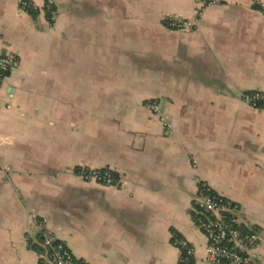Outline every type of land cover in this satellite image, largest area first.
<instances>
[{
	"label": "crops",
	"instance_id": "obj_1",
	"mask_svg": "<svg viewBox=\"0 0 264 264\" xmlns=\"http://www.w3.org/2000/svg\"><path fill=\"white\" fill-rule=\"evenodd\" d=\"M21 1L0 0V59L19 62L0 88V264H39L42 230L87 264H179L176 241L205 264L200 184L239 205L264 264V111L241 100L264 91V0Z\"/></svg>",
	"mask_w": 264,
	"mask_h": 264
},
{
	"label": "built area",
	"instance_id": "obj_2",
	"mask_svg": "<svg viewBox=\"0 0 264 264\" xmlns=\"http://www.w3.org/2000/svg\"><path fill=\"white\" fill-rule=\"evenodd\" d=\"M264 8V3H258ZM38 7L22 0L20 12L34 13ZM44 11L50 23L56 18V12L51 2H47ZM164 25L171 30L191 31L195 23L177 17L165 16ZM19 62L12 55L0 59V88L8 73L17 69ZM243 103L254 110L264 111V91H252L241 96ZM75 175L85 183H94L105 187H116L118 184L114 173L109 169H80ZM199 230L206 241L205 264H255L254 252L259 246V236L256 232H244L239 222L241 209L231 200L214 193L207 185L200 184L193 202ZM179 249V264H195V249L184 241H176ZM39 264H87L77 259L67 243L54 234L42 230L39 233V248L36 250Z\"/></svg>",
	"mask_w": 264,
	"mask_h": 264
},
{
	"label": "trees",
	"instance_id": "obj_3",
	"mask_svg": "<svg viewBox=\"0 0 264 264\" xmlns=\"http://www.w3.org/2000/svg\"><path fill=\"white\" fill-rule=\"evenodd\" d=\"M47 17H48V15H47ZM196 217L198 218L199 216L196 214ZM242 230H244V229H242ZM244 232H246V231L244 230Z\"/></svg>",
	"mask_w": 264,
	"mask_h": 264
}]
</instances>
